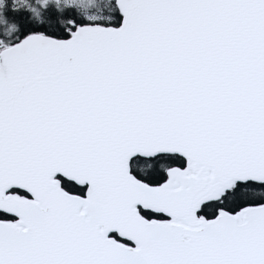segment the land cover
Masks as SVG:
<instances>
[{"label":"snow or ice","instance_id":"snow-or-ice-1","mask_svg":"<svg viewBox=\"0 0 264 264\" xmlns=\"http://www.w3.org/2000/svg\"><path fill=\"white\" fill-rule=\"evenodd\" d=\"M0 264H264V0H0Z\"/></svg>","mask_w":264,"mask_h":264}]
</instances>
